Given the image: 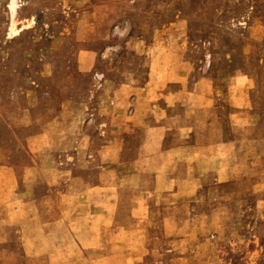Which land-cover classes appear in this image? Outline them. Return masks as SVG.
I'll list each match as a JSON object with an SVG mask.
<instances>
[{
    "label": "rangeland",
    "instance_id": "rangeland-1",
    "mask_svg": "<svg viewBox=\"0 0 264 264\" xmlns=\"http://www.w3.org/2000/svg\"><path fill=\"white\" fill-rule=\"evenodd\" d=\"M19 1L0 264H264V0Z\"/></svg>",
    "mask_w": 264,
    "mask_h": 264
},
{
    "label": "bare ground",
    "instance_id": "bare-ground-1",
    "mask_svg": "<svg viewBox=\"0 0 264 264\" xmlns=\"http://www.w3.org/2000/svg\"><path fill=\"white\" fill-rule=\"evenodd\" d=\"M22 7V4L19 0H9L8 2V13H9V23L7 29V37L13 39L21 34L23 30L30 29L34 23L33 20L28 21L27 23H22L18 20V11ZM161 61V60H160ZM157 65V64H156ZM157 70V69H156ZM166 73V72H165ZM153 77V76H152ZM163 81V80H162ZM231 86V85H230ZM125 90V89H124ZM230 90V89H229ZM197 94V93H196ZM193 95V94H192ZM198 95V94H197ZM207 99V98H206ZM145 100V99H144ZM152 101V100H151ZM123 103V102H122ZM126 104V103H125ZM203 105V104H202ZM191 106V105H190ZM55 132V131H54ZM48 140V139H47ZM54 142V141H53ZM180 147V146H179ZM207 147V146H206ZM210 147V146H209ZM226 151V150H225ZM52 153V152H51ZM202 155V154H201ZM203 157V156H202ZM230 157V156H229ZM200 164V163H199ZM237 165V164H236ZM217 169V168H216ZM37 171V170H36ZM37 173V172H36ZM43 174V173H42ZM48 174V173H47ZM46 174V175H47ZM113 174V173H112ZM38 175V174H37ZM105 175V174H104ZM43 176V175H42ZM107 176V175H106ZM37 177V176H36ZM54 183V182H53ZM155 183V182H154ZM167 192V191H166ZM78 194V193H77ZM113 199V198H112ZM97 200V199H96ZM170 204V203H169ZM81 206V205H80ZM26 209V208H25ZM10 210V209H8ZM113 211V210H112ZM144 215V214H143ZM82 218V217H81ZM92 219V218H91ZM104 219V218H103ZM171 219V217H170ZM18 221V220H17ZM101 221V220H100ZM98 221V222H100ZM174 222V221H173ZM72 223V222H71ZM175 223V222H174ZM28 225V224H27ZM100 225V224H99ZM175 225V224H174ZM173 225V227H174ZM55 227V226H54ZM172 227V228H173ZM87 230V229H86ZM23 231V230H22ZM99 231V230H98ZM132 234V233H131ZM74 235V234H73ZM43 236V235H42ZM141 236V235H140ZM133 237V236H132ZM42 238V237H41ZM112 238V237H111ZM135 239V238H134ZM139 239V238H138ZM30 244V243H29ZM134 245V244H133ZM127 246V245H126ZM76 247V246H75ZM74 247V248H75ZM77 251V250H76ZM122 253V252H121ZM123 255V254H122Z\"/></svg>",
    "mask_w": 264,
    "mask_h": 264
}]
</instances>
